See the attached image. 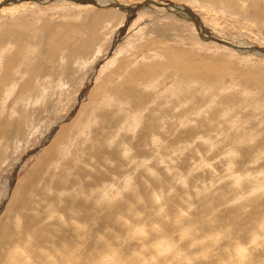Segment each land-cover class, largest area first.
<instances>
[{"label":"rangeland","instance_id":"374dc122","mask_svg":"<svg viewBox=\"0 0 264 264\" xmlns=\"http://www.w3.org/2000/svg\"><path fill=\"white\" fill-rule=\"evenodd\" d=\"M0 264H264V0H0Z\"/></svg>","mask_w":264,"mask_h":264},{"label":"bare ground","instance_id":"6f19581e","mask_svg":"<svg viewBox=\"0 0 264 264\" xmlns=\"http://www.w3.org/2000/svg\"><path fill=\"white\" fill-rule=\"evenodd\" d=\"M191 14V13H190ZM204 31V30H203ZM209 31V30H208ZM205 32H207V31H205ZM209 33V32H208ZM210 37H212V36H210ZM8 38V37H7ZM228 43V42H227ZM237 44V43H236ZM239 44V43H238ZM236 46V45H235ZM238 46V45H237ZM236 46V47H237ZM238 48V47H237ZM245 48V47H244ZM7 64V63H6ZM177 66V65H176ZM11 94V93H10ZM72 255V254H71ZM12 263V262H11Z\"/></svg>","mask_w":264,"mask_h":264},{"label":"water","instance_id":"95a60500","mask_svg":"<svg viewBox=\"0 0 264 264\" xmlns=\"http://www.w3.org/2000/svg\"><path fill=\"white\" fill-rule=\"evenodd\" d=\"M34 151H36V150H34ZM34 151H31V152H34ZM35 153V152H34Z\"/></svg>","mask_w":264,"mask_h":264}]
</instances>
